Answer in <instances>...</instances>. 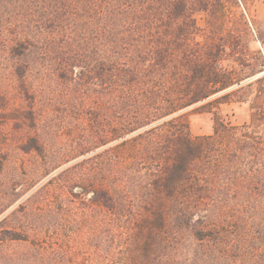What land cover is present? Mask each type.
I'll return each mask as SVG.
<instances>
[{"label": "rangeland", "instance_id": "obj_1", "mask_svg": "<svg viewBox=\"0 0 264 264\" xmlns=\"http://www.w3.org/2000/svg\"><path fill=\"white\" fill-rule=\"evenodd\" d=\"M128 24L159 26L176 43L194 25L202 44L221 38L242 57L224 61L237 92L184 110L193 136L218 120L264 129V0H0V254L33 242L54 264H134L150 176L140 159L128 163V132L115 131L128 104L116 106L114 58L127 57L113 43ZM100 187L115 210L96 201ZM6 230L28 240H3ZM190 252L169 249L162 262L264 264L263 251Z\"/></svg>", "mask_w": 264, "mask_h": 264}, {"label": "trees", "instance_id": "obj_2", "mask_svg": "<svg viewBox=\"0 0 264 264\" xmlns=\"http://www.w3.org/2000/svg\"><path fill=\"white\" fill-rule=\"evenodd\" d=\"M156 12L141 11L136 17L145 19L144 14L150 20ZM128 26L115 29L122 34L113 43L115 55L127 57L125 62L114 58L116 106L128 104V119L115 131L116 136L128 132V163L140 159L150 176L142 206L147 214L135 220L134 264H170L167 254L164 262L161 258L169 249L264 252L261 120L242 125L218 120L213 134L193 136L183 117L192 105L237 92L231 89L242 80H235L224 61L229 54L242 57L229 52L231 46L221 38L202 44L194 25L183 28L180 43L172 37L164 42L159 26ZM95 195L103 207L116 209L113 190L100 187ZM6 231L3 240H28ZM2 258L6 264H54L33 242L18 251H1Z\"/></svg>", "mask_w": 264, "mask_h": 264}]
</instances>
